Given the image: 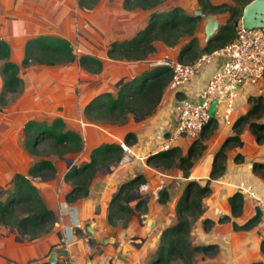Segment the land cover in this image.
<instances>
[{"label":"crops","instance_id":"crops-1","mask_svg":"<svg viewBox=\"0 0 264 264\" xmlns=\"http://www.w3.org/2000/svg\"><path fill=\"white\" fill-rule=\"evenodd\" d=\"M170 2L190 14L201 8L198 0ZM210 2L235 4L234 0ZM169 4L168 0L159 9H166ZM77 8L78 0H0V40L9 45V60L20 67L18 76L22 85L16 96L21 95L22 100L28 99L27 105H30L25 110L31 118L36 115L49 121L60 117L67 129L79 132L84 140L81 151L59 158L60 161L51 159L57 169L53 178H32L40 195L57 216L54 228L37 239L27 240L0 226V264L48 262L52 251H56L59 264H143L156 250L162 231L177 221L176 206L183 196L186 183L196 180L204 185L208 181L215 153L229 136L234 135L233 124L247 112L250 107L249 97L255 92L252 85L240 87L234 101L231 122L227 123L225 119L216 116L218 128L204 141L207 147L188 177L179 168L166 171L153 168L147 164V157L163 150L164 141L176 129L179 102L184 98L199 102L200 93L224 59L215 57L194 80L177 89L168 85L160 105L148 117L130 115L122 125L92 122L84 114V108L95 95L106 91L116 93L121 80L152 69L153 60L166 56L177 59L181 45L170 48L157 41L156 51L145 60L110 59L107 56L109 45L113 41L131 38L145 26L150 12L140 8L126 10L123 8V0H99L92 9H86L89 13L83 10L84 13L80 12ZM208 15L218 20L220 25L229 16L227 12ZM206 22L202 18L196 32L201 46L204 44L201 40ZM40 35L67 40L74 51L75 47L82 50L78 56L87 54L99 58L103 63L102 70L90 72L77 59L67 64H33L23 67L26 42ZM3 62L1 58V92L4 85L1 71ZM23 68L25 73L22 72ZM57 73L60 75L58 78L55 77ZM50 90L52 94L48 96ZM46 113H51L52 117L43 119ZM20 120L23 138L24 127L29 120ZM128 132L136 135V141L127 144L134 153L131 160L124 164L100 165L91 182L89 194L74 203L67 202L66 194L72 188V181L65 178L71 168L67 160L72 159L74 166L86 163L94 148L105 143L121 144ZM192 142L180 138L175 145L186 154ZM238 154L243 156V161L235 160ZM255 161L264 162V142L257 143L250 129L245 128L241 133V143L227 150L225 173L211 180V192L204 199V214L193 226L191 240L194 244L219 246L218 254L206 257L205 264H264V252L261 249V241L264 239V208L256 200V197L264 195V179L253 172ZM28 170L25 167L18 172L28 174ZM139 175L145 180L138 190L140 196L127 203L136 208L138 200L143 198L145 204L135 210L126 227L121 223L111 225L108 222V211L113 196L122 183ZM241 185L250 187L255 196L243 194V213L234 217L228 199L240 191ZM164 187L169 193V199L161 204L158 202L159 191ZM74 206L81 227L73 223L75 219L70 207ZM257 208L262 212L258 225L249 230H234L232 221L238 224L246 222ZM224 215L230 216L231 220L219 222ZM206 218L215 222L209 230L203 226L202 221ZM89 226L93 232L88 231Z\"/></svg>","mask_w":264,"mask_h":264},{"label":"trees","instance_id":"trees-1","mask_svg":"<svg viewBox=\"0 0 264 264\" xmlns=\"http://www.w3.org/2000/svg\"><path fill=\"white\" fill-rule=\"evenodd\" d=\"M99 0H78V6L92 9ZM168 0H123V8L134 10L140 8L149 11L143 28L128 39L113 41L108 48L107 56L114 60L140 61L147 59L156 51V42L160 41L170 48L181 45L177 60L183 63H194L203 53L219 49L233 41L239 30L243 8L252 0H234L235 4L223 2L212 4L210 0H198L204 13L214 14L227 12L226 22L221 24L215 36L201 46L196 35L202 19L193 13H187L179 5H171L166 9L159 8ZM9 45L0 40V59H4L1 66L4 78L0 99L6 101L9 94L19 93L22 85L18 76L19 65L9 60ZM78 60L80 65L90 72L102 70L103 63L99 58L83 54L78 56L72 45L64 39L40 35L29 39L25 44V56L22 66L33 64H67ZM172 80V72L166 66H154L150 70L125 79L119 84L116 93L106 91L95 95L85 106L84 114L95 123L125 124L130 115L148 117L152 115L161 103L164 91ZM250 107L247 112L239 116L233 124L234 135L229 136L220 146L214 156L212 170L208 181L202 185L196 180H189L184 193L176 206L177 221L166 227L160 236L156 250L149 255L143 264H170L179 261L181 264H196L198 255L213 257L218 254L216 244H194L192 242L193 226L204 214V199L210 194V182L221 177L226 170L227 150L231 142L241 143V133L245 125H249L251 133L257 143L264 142V122L253 121L254 118L264 117V95L249 97ZM3 104V103H2ZM1 109V106H0ZM218 128L217 118L210 119L200 136L193 140L186 154L179 146L150 154L147 164L161 171L179 168L188 177L195 162L206 149L205 140L209 139ZM25 145L28 150L36 154L37 149L44 143L60 148L56 155L59 158L74 154L82 150L84 140L82 135L67 129L62 118L52 121L30 119L24 127ZM136 135L128 132L124 137L126 144H133ZM123 148L118 143H105L92 150L90 160L79 166H72L65 178L72 181V188L66 194V200L74 203L89 194L91 182L100 165H116L123 156ZM236 161H243V156L237 155ZM57 169L49 158L37 160L29 168L28 174L17 172L9 187L3 189L0 195V226L9 233H15L27 240H34L49 233L57 220L54 211L40 195L32 178L50 179L56 175ZM253 172L264 179V162H253ZM142 175L122 183L112 198L108 222L111 225L121 223L124 227L133 217L135 210H139L145 201L140 198L136 208L127 203V198L138 192L144 183ZM169 199V193L164 187L159 191L158 202L164 204ZM232 216L238 217L244 210V195L240 191L229 197ZM262 212L259 208L246 222L238 224L232 221L234 230H249L261 221ZM231 217L224 215L219 222L230 221ZM203 226L209 230L215 222L203 219ZM264 252V239L261 241ZM37 264H49L46 261ZM59 264V263H56ZM198 264V263H197ZM212 264V263H211Z\"/></svg>","mask_w":264,"mask_h":264},{"label":"built area","instance_id":"built-area-1","mask_svg":"<svg viewBox=\"0 0 264 264\" xmlns=\"http://www.w3.org/2000/svg\"><path fill=\"white\" fill-rule=\"evenodd\" d=\"M215 57H223L220 68L210 77L204 90L200 93V101L189 98L182 99L178 104V122L176 129L166 138L163 150L175 145L180 138L197 139L204 127L210 121L209 109L212 102L221 99L217 105L218 113H222L227 123L231 122L234 111V101L240 87L252 85L258 93L264 86V27L245 29L240 23L236 38L225 46L212 52L203 53L194 63H183L169 56L151 61L152 66H166L172 72L170 87L177 89L185 83L194 80L201 73L207 63ZM123 156L119 163L124 164L134 155L129 146L122 142ZM243 194L252 196L250 187L241 185ZM258 205L264 208V195L256 197ZM73 223L81 227L78 211L75 206L70 207ZM91 249L90 246H88ZM65 251H68L65 249Z\"/></svg>","mask_w":264,"mask_h":264},{"label":"rangeland","instance_id":"rangeland-1","mask_svg":"<svg viewBox=\"0 0 264 264\" xmlns=\"http://www.w3.org/2000/svg\"><path fill=\"white\" fill-rule=\"evenodd\" d=\"M170 1L171 0H169L170 3L169 6L173 5L172 2ZM77 9L80 12L84 11L85 13H89V11H87L86 9L79 8V6ZM201 41H203L204 44L206 42L205 30L203 33V40ZM75 49H76L75 52L77 54H82V50L79 47H75ZM22 70H23L22 72L25 73V69L23 68ZM59 76L60 75L57 73L55 77L58 78ZM50 86L53 87L52 84ZM52 90L49 91L48 96L52 94ZM0 92H1V80H0ZM260 94L264 95V86L262 88L261 93H258V91L255 88V92H253L252 96H258ZM16 97H17L16 95L9 94L8 96H6V101L5 100L2 101L0 99V106H2V110H0V180H1L0 195H2V191H1L2 189L9 187L8 184L11 183V179L13 178L16 172L23 170L25 167L30 168L33 165V163H35L37 160L41 158L56 159V161L61 160L59 159V157L57 158L56 155V152L60 148L52 147L51 144L47 142H44L37 149L36 154H33L28 150V148L25 145V137L23 136L22 138V126H21L22 122L20 118H22L23 120L33 119L39 121H41L42 119L36 115L33 116V118H31V116L28 115L29 113H27L25 110L28 108L27 106L30 105V104L27 105L28 99L22 100L21 95L17 98ZM35 114H37V112H35ZM216 116L219 117L221 120L225 119V117L221 115V113L216 114ZM50 117H52L51 113H46L45 117L42 118L48 119ZM48 120L52 121L51 119ZM17 121L19 123H17ZM253 121L264 122V117L260 119L254 118ZM244 127L250 129L249 125H245ZM232 146H238V144H234V142H231L228 148L231 149ZM20 149H23L22 153L20 152ZM203 153L204 151L202 152V154ZM68 156L69 155H67L66 157ZM205 259L206 257H203L202 255H198L196 259V264L197 263L205 264L206 263ZM170 264H181V262L174 260Z\"/></svg>","mask_w":264,"mask_h":264},{"label":"water","instance_id":"water-1","mask_svg":"<svg viewBox=\"0 0 264 264\" xmlns=\"http://www.w3.org/2000/svg\"><path fill=\"white\" fill-rule=\"evenodd\" d=\"M193 14L195 16H200L204 19H206V25H205V41H210L215 34L217 33L220 22L218 20H215L211 15H208L203 12L202 9H196L194 10ZM240 23L245 29L254 28V27H264V0H252L250 3H248L243 8V14L241 17ZM123 81L121 80L120 83ZM119 83V84H120ZM221 99H216L212 102L209 114L211 119L216 117V113L218 111L217 105L219 104ZM68 167L74 166L72 159L67 160ZM137 196H140L138 192H133L128 198L127 202H130L132 198H135ZM88 231L93 232L92 228L89 226ZM58 261L57 253L56 251H52L48 257V263L49 264H56Z\"/></svg>","mask_w":264,"mask_h":264}]
</instances>
